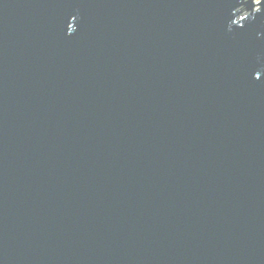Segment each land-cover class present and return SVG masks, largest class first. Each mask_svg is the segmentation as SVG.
I'll list each match as a JSON object with an SVG mask.
<instances>
[{"label":"water","instance_id":"95a60500","mask_svg":"<svg viewBox=\"0 0 264 264\" xmlns=\"http://www.w3.org/2000/svg\"><path fill=\"white\" fill-rule=\"evenodd\" d=\"M0 264H264V0H0Z\"/></svg>","mask_w":264,"mask_h":264},{"label":"rangeland","instance_id":"374dc122","mask_svg":"<svg viewBox=\"0 0 264 264\" xmlns=\"http://www.w3.org/2000/svg\"><path fill=\"white\" fill-rule=\"evenodd\" d=\"M255 2L258 4V3L261 2V0H255ZM247 13H248V11H245L242 15H245V14H247Z\"/></svg>","mask_w":264,"mask_h":264}]
</instances>
